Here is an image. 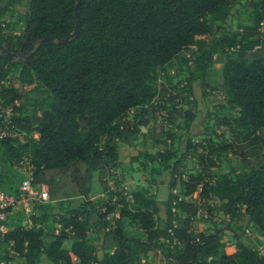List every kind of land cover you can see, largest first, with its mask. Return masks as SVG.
<instances>
[{
    "label": "trees",
    "instance_id": "16d2710c",
    "mask_svg": "<svg viewBox=\"0 0 264 264\" xmlns=\"http://www.w3.org/2000/svg\"><path fill=\"white\" fill-rule=\"evenodd\" d=\"M234 1H8L12 8L23 9L17 11L22 29L12 37L5 32L7 23L0 21L4 47L0 50V81L10 78L11 69L18 66L21 84L43 98L34 99L28 110L29 104L19 101L16 86L1 88L4 103L13 108V126L28 138L23 143L2 139L0 147L15 161L29 157L35 166V182L49 185L52 198L62 174H69L57 195L63 199L70 194L86 195L91 190V172L117 166L118 142L130 144L140 127L148 125L147 108L157 94V74L164 73L176 58L193 66L180 92L198 79L203 90H222L225 103L221 107L236 110L237 115L224 119L232 141H208L207 152L198 155L201 169L196 173L180 175V160L174 159V152L142 153L151 163L154 178L168 171L169 189L178 185L180 191H170L165 201L156 200L144 188L132 191L130 197L122 191L112 192L97 222L102 221L99 227L104 238L113 243L104 245L112 246L111 253L104 252L99 258L88 239L86 217L91 204L85 200L57 217L58 233L20 226L4 233L2 240L13 251L5 260L15 254L36 264L42 253L52 264H150L147 255L153 253L164 264H264V253L240 240L231 252L223 242L225 229L235 232L245 220L264 238V157L235 175L212 170L217 166L213 155L232 149L233 143H252L264 129V0H250L252 26L232 32L214 28L213 21H223ZM3 13L0 10V16ZM76 25L77 34L64 42ZM214 53L221 68L218 81L212 84L206 72ZM158 107L166 110L165 105ZM192 120L193 114L186 112L185 128ZM34 132L37 137L32 136ZM217 136L222 138L223 133ZM79 169L81 174L76 173ZM99 179L104 182V177ZM195 192L199 200L212 196L223 202L228 227L210 233L192 230L193 218L203 206L199 200L188 199ZM161 204L166 211L163 227L156 222ZM114 211L117 216L110 224L106 217ZM32 219L42 222L46 216ZM124 219L145 238L125 235ZM68 239H72L69 249L62 248Z\"/></svg>",
    "mask_w": 264,
    "mask_h": 264
},
{
    "label": "rangeland",
    "instance_id": "374dc122",
    "mask_svg": "<svg viewBox=\"0 0 264 264\" xmlns=\"http://www.w3.org/2000/svg\"><path fill=\"white\" fill-rule=\"evenodd\" d=\"M8 1L0 0V10H4L3 15L0 16V21L7 23L8 26L5 28V32L13 37L21 32L22 22L17 11L23 9L12 8ZM253 20V8L250 0H235L229 6L226 18L223 21H213L212 25L214 28L223 27L225 30L232 32L240 27L252 26ZM220 68L221 62L218 54L214 53V58L206 72V77L210 78L212 84L218 81ZM192 70L193 66L190 63L186 65L181 58H176L166 65L164 73L157 74V80L154 83L157 94L153 98L152 105L147 108L149 111L146 115L148 125L140 127V133L130 144L118 142L116 167H110L102 173L98 170L91 172V190L86 195L70 194L71 196L63 199L58 198L57 195L62 193L61 190L65 187V179L69 178V174H62L61 181L54 187V194H56L54 198L50 196L48 202L35 205L30 213L24 211L13 213L8 221V227L10 229L18 226L24 228L42 227L49 234L58 233L60 224L56 221L57 217L64 215L67 209L77 207L82 201L89 200L91 204L90 214L86 217L88 239L96 248V254L99 258L102 257L104 252L111 253L112 246L107 245L108 247H104V245L106 243L112 245L113 243L104 238V230L99 227L102 221L97 222L100 213L106 209V202H108L112 192L115 190L122 191L126 197H130L132 191L144 188L153 194L156 200L165 201L170 191H180L178 185L174 189H169L170 174L168 171H162L158 177L154 178L151 174V163L142 153H176L174 159L180 160L179 174L186 177L188 173H196L201 169L198 164V155L207 152L205 146L208 141L216 144L232 141L228 126L224 124V119L236 116L237 112L221 107L225 103L222 90L214 91L209 87L203 90L201 81L195 79L191 82L189 90L179 91V88L186 83V78L190 76ZM18 71V66L12 68L9 79L18 88L19 101L28 103V110H30L32 101L42 99L43 95L21 84ZM204 91L208 94H204ZM173 95L175 98L172 100L171 96ZM159 105H165L166 110L159 108ZM186 112L193 114V120L190 122L188 129L184 125ZM17 132L19 135V137H15L17 143H23L28 135L21 131ZM218 133H223V137H218ZM32 136L37 137V133H32ZM158 140H166L167 143L164 145L157 142ZM23 157L27 158L26 155L20 158ZM212 157L216 158L217 166L212 169L216 173L235 175L249 169L264 157V129L258 132V138L252 143H233L232 149L220 152ZM17 167L18 160L10 159L0 147L1 189L11 191L16 188L18 179H20ZM76 173L81 174L82 170L79 169ZM100 176L104 177L103 183L99 179ZM66 188L68 187L66 186ZM49 193L51 195V190ZM188 199L198 201V192H195ZM199 203L203 206L193 218L192 230L194 232L210 233L216 228L228 227L229 222L227 215L224 213L225 207L222 201L210 196L208 199L199 200ZM42 216H46L45 221L35 223L32 219V217ZM116 216L117 212L114 211L107 216L106 221L113 224ZM165 220L166 211L164 204H161L156 217L157 225L163 227ZM239 224L240 226L235 232H232L229 228L225 229L223 235L225 250L228 252L233 251L236 243L240 240L246 246L263 254L264 238L260 236L258 230L247 224L246 220ZM122 227L127 236L145 238L143 232L136 226L131 225L126 219L123 220ZM43 239L48 241L49 237L43 236ZM71 243L72 239L65 240L62 248L69 249ZM12 254V249L6 246L2 237H0V264H28L23 257L15 256V254L12 260H5L4 257ZM147 260L150 264H164L158 254L149 253ZM36 264L52 263L41 253L36 259Z\"/></svg>",
    "mask_w": 264,
    "mask_h": 264
},
{
    "label": "built area",
    "instance_id": "2783aa9c",
    "mask_svg": "<svg viewBox=\"0 0 264 264\" xmlns=\"http://www.w3.org/2000/svg\"><path fill=\"white\" fill-rule=\"evenodd\" d=\"M10 85L13 86V83L9 78L0 81V140L7 138L16 140L15 137H19L17 132L19 130L13 126L11 121L12 108L4 103L1 91L2 87ZM17 168L20 179H18L16 189L7 191L0 188V237L10 230L8 221L13 213L17 211L30 213L35 205L46 203L50 199L48 185L34 180L35 166L30 158H20Z\"/></svg>",
    "mask_w": 264,
    "mask_h": 264
},
{
    "label": "water",
    "instance_id": "95a60500",
    "mask_svg": "<svg viewBox=\"0 0 264 264\" xmlns=\"http://www.w3.org/2000/svg\"><path fill=\"white\" fill-rule=\"evenodd\" d=\"M78 5H79V1L77 2L76 9L78 8ZM75 16H77V11L75 12ZM77 32H78V25H76V28L73 31V33L67 39H65L64 42L67 41L68 39H71L72 37H74L77 34ZM0 50H4V47L1 44H0ZM6 52H7L8 56H9V58H11L12 57V53L9 52L8 50H6Z\"/></svg>",
    "mask_w": 264,
    "mask_h": 264
}]
</instances>
